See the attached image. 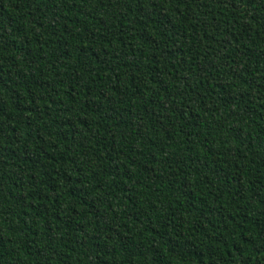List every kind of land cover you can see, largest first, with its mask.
<instances>
[{
    "label": "trees",
    "instance_id": "16d2710c",
    "mask_svg": "<svg viewBox=\"0 0 264 264\" xmlns=\"http://www.w3.org/2000/svg\"><path fill=\"white\" fill-rule=\"evenodd\" d=\"M0 264H264V0H0Z\"/></svg>",
    "mask_w": 264,
    "mask_h": 264
}]
</instances>
